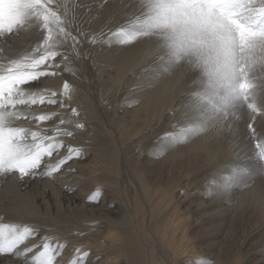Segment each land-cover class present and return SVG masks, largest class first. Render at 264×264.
Here are the masks:
<instances>
[{"label":"bare ground","instance_id":"6f19581e","mask_svg":"<svg viewBox=\"0 0 264 264\" xmlns=\"http://www.w3.org/2000/svg\"><path fill=\"white\" fill-rule=\"evenodd\" d=\"M204 2L180 0L174 8L195 5L187 12L208 14L206 27L220 26L212 42L190 34L173 39L159 20H142L135 0H0V66L39 56L44 28L62 42L52 66L40 68L55 75L21 87L55 92L65 106L18 105L28 119L12 126L49 136L57 127L72 131L57 137L64 148L46 158L53 163L69 146L82 152L54 178L0 177V224L35 229L14 253L0 254V264H32L45 237L63 246L56 264H264V161L254 146L255 138L264 143V65L251 67L239 54L237 80L214 79L234 33ZM251 7L239 13L264 16V0ZM120 30L132 41L118 44ZM251 39L264 42V36ZM215 42L221 53L209 52L199 63L192 48L208 50ZM245 82L251 87L241 92ZM39 115L51 119L31 118ZM61 119L69 123L60 125ZM182 133L186 139L169 144ZM235 169L233 189L217 195ZM97 190L98 199L90 200Z\"/></svg>","mask_w":264,"mask_h":264},{"label":"snow or ice","instance_id":"6c2138e0","mask_svg":"<svg viewBox=\"0 0 264 264\" xmlns=\"http://www.w3.org/2000/svg\"><path fill=\"white\" fill-rule=\"evenodd\" d=\"M43 3V0H37ZM209 2H216V0H209ZM264 14V9L259 10ZM43 19L47 22L49 17L45 15ZM228 23L236 28L241 36L242 41L257 35L264 36V31L255 32L240 20L235 18V14H228ZM9 30L11 26L9 25ZM0 28V31H3ZM46 36L37 46L36 51H40L39 56H27L22 60L15 62L14 66L7 68L0 66V177H6L12 174H18L20 179L25 177L34 178L37 175L53 177L60 172L61 168L69 161L76 157H80L82 152L77 147L69 146L67 154L63 157L55 159L53 163L51 159L54 154L59 153L60 149L64 148L62 140L57 139L58 136H72L73 132L67 128L57 127L55 135H45L41 131H33L25 127H14L12 122L14 120L28 119L25 113L17 110L18 105H43V104H60L64 107L63 101H58L54 97L56 93H51L50 96L40 95L38 93H28L21 86L37 81L41 76L55 75L54 72L40 71L41 66L51 67L50 62L55 61L57 56L61 55L59 48L62 42L54 40L53 35L48 28H44ZM117 43L125 45L132 41L133 37L120 30L115 33ZM78 43L77 38H73V46ZM42 49V51H41ZM64 59H67L65 56ZM247 82L241 85V90L246 91L250 88ZM63 96H69V84L66 82L63 86ZM255 107V106H251ZM74 115H78L76 109H72ZM39 122L50 120L48 115L33 116ZM60 125H66L69 122L63 119L60 120ZM77 128H83V124H76ZM199 131L196 128H190L189 133L195 134ZM250 133L255 132L252 125H249ZM187 138L186 133H182L179 137H169V144H175ZM255 148L258 159L264 161V143L258 138H255ZM43 165V170L41 169ZM238 175L235 169L231 175L226 177L224 181L217 185L216 194H228L234 186V181ZM100 196L97 190L90 200L96 201ZM35 235V229L25 226L23 228L15 224H0V254L14 253L16 249L25 243L30 237ZM35 247V246H34ZM62 245H52L45 237L42 244L43 250L40 251L32 260V264H56V257L58 252L62 249ZM32 251L31 248L26 250ZM87 253H85V256ZM73 264H79V261H74Z\"/></svg>","mask_w":264,"mask_h":264},{"label":"rangeland","instance_id":"374dc122","mask_svg":"<svg viewBox=\"0 0 264 264\" xmlns=\"http://www.w3.org/2000/svg\"><path fill=\"white\" fill-rule=\"evenodd\" d=\"M183 3H188V0H181ZM205 1V5L207 7H210L211 9H213V11L218 14L221 18H223L224 20L226 19L227 20V16L228 14H235V18L240 20L243 24L247 25L249 28H251L253 31L255 32H261V31H264V16H257L256 18L254 16H249V18H245L246 15H241L239 12L241 11H244V9H252V5H254V3H258V2H262L261 0H216V2H209V0H203ZM179 3L180 4V0H139L136 2L135 0V3L137 4V10H141V8L143 10H141L143 13H145L142 18V20L144 19V21H148L149 23L150 22H154V21H158L159 20V11L160 9L158 8V5H161V4H164V5H173V6H176L175 3ZM174 3V4H173ZM203 3V4H204ZM141 8H140V7ZM249 6V7H248ZM145 7V8H144ZM149 8V9H148ZM151 9H152V12H151ZM159 9V10H158ZM176 9V10H175ZM169 11H171L175 16L173 18H179L180 22L182 20V22L184 24H190V25H195L197 29H199L200 31H202L204 33V31L206 32L205 34L206 35H203L205 38H207L206 40H209V42L211 40H214L215 38H218V33H217V28H220L219 25H217L216 22L213 23V27L210 29L208 27H206V23L203 19L204 18H209L210 16L208 14H205L203 12H200L201 16H199L200 14L198 12H187V11H183V9H181L182 11L180 12V10L178 9L177 11V8H170L168 9ZM148 11V12H146ZM157 14H156V13ZM245 12V11H244ZM181 13H186L184 14V16H181ZM188 13V14H187ZM149 14V15H148ZM178 14V15H177ZM180 14V15H179ZM191 14H193L194 16L196 15L198 18H200V20L197 18H192V16H190ZM198 14V15H197ZM238 14V15H237ZM186 15V16H185ZM204 15H206L207 17H205ZM240 15V16H239ZM146 16H149V17H146ZM203 16V17H202ZM261 17V18H260ZM263 18V19H262ZM149 19V20H147ZM202 19V20H201ZM245 19V20H244ZM251 19V20H250ZM254 19V20H253ZM197 20V21H195ZM253 20V21H252ZM188 21L190 23H188ZM192 21V22H191ZM193 21L197 22V23H193ZM201 21V23H200ZM204 21V22H203ZM247 21V22H246ZM255 22V23H254ZM192 23V24H191ZM262 23V24H261ZM200 25V26H199ZM212 25V23L210 24ZM205 26V27H203ZM232 26V25H231ZM233 27V33L234 35H231L227 38V40L231 39L230 41V44L232 45V48L233 50H231L232 48H229V51L226 52L225 54H221V58H218L216 60V65L218 66V72H216V74H214V79H216L218 81V79H229L231 81H236L237 78L239 75V73L237 71H239V63H240V57L242 55L243 59L247 60V63H250V65H252L251 67L253 66H260V65H264V42H258L257 40L255 39H251L250 38H247L245 39L243 42H242V39H241V36L240 34L238 33V31L236 30V28L234 26ZM204 30V31H203ZM226 31L229 30V29H225ZM207 34L209 36H207ZM257 36H260V35H257ZM233 37V38H232ZM235 37V38H234ZM214 38V39H212ZM233 39V40H232ZM235 39V40H234ZM212 42V41H211ZM257 42V44H255ZM247 43V44H246ZM261 43V44H260ZM214 45H212V47L208 48V50L204 49V47L201 46H198V50H197V47H194V49L192 48V51L194 52L193 54L196 55L197 59L200 61L199 63L203 62V61H206V59L208 60L209 59V52H212L214 53L215 55L216 54H219L221 53V49L222 47H220V45L213 43ZM215 45L216 47L218 46L219 47V51H218V48L216 49L215 48ZM263 46V47H262ZM236 47V48H235ZM221 48V49H220ZM235 49V50H234ZM257 49H258V53H259V56L258 55H255V54H258L257 53ZM262 49V50H261ZM215 50V51H214ZM231 50V51H230ZM241 50V51H240ZM259 50L261 52H259ZM208 51V52H207ZM236 52L238 58L236 57L235 54H233V52ZM243 52V53H241ZM196 53H199V54H196ZM204 53V54H203ZM228 53V55H227ZM247 53V55H246ZM250 53V54H248ZM230 54V55H229ZM198 55V56H197ZM203 55V56H201ZM208 55V56H207ZM203 57V59H200ZM224 57V58H223ZM232 57V58H231ZM249 57V58H248ZM257 57V58H256ZM229 58V59H228ZM253 58V59H252ZM220 59V60H219ZM232 59V60H231ZM256 59V61H255ZM223 60V62H222ZM245 60V61H246ZM232 61V63H231ZM253 61V62H252ZM263 61V63H262ZM255 62V63H254ZM226 64H229V65H226ZM233 65V66H231ZM237 65V67H236ZM234 67V68H233ZM236 71V72H235ZM234 73V74H233ZM238 73V74H237ZM237 74V75H236ZM217 75V76H216ZM241 92H243L241 90ZM240 92V93H241Z\"/></svg>","mask_w":264,"mask_h":264},{"label":"clouds","instance_id":"9594fccd","mask_svg":"<svg viewBox=\"0 0 264 264\" xmlns=\"http://www.w3.org/2000/svg\"><path fill=\"white\" fill-rule=\"evenodd\" d=\"M173 7L175 6L164 4L159 5L160 11L158 26L161 29L167 31L173 39L182 38L188 34L192 37L205 35V33L198 30L195 25L184 24L180 22L178 18L174 19L173 13L168 10ZM195 7V5L185 6V11H188L190 8L194 9Z\"/></svg>","mask_w":264,"mask_h":264}]
</instances>
